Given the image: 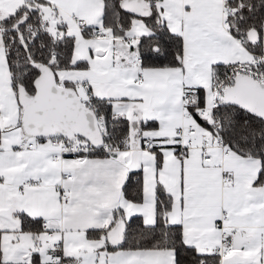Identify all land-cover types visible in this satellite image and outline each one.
<instances>
[{"label":"snow or ice","instance_id":"6c2138e0","mask_svg":"<svg viewBox=\"0 0 264 264\" xmlns=\"http://www.w3.org/2000/svg\"><path fill=\"white\" fill-rule=\"evenodd\" d=\"M0 264H264V0H0Z\"/></svg>","mask_w":264,"mask_h":264}]
</instances>
